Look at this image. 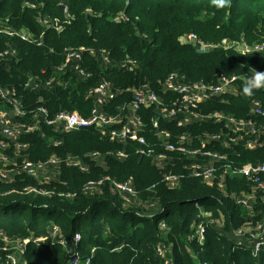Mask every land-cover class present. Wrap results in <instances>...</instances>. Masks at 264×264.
Segmentation results:
<instances>
[{
	"label": "trees",
	"instance_id": "16d2710c",
	"mask_svg": "<svg viewBox=\"0 0 264 264\" xmlns=\"http://www.w3.org/2000/svg\"><path fill=\"white\" fill-rule=\"evenodd\" d=\"M61 3L69 7L74 19L62 32L46 30L41 47L16 38H0V51L7 48V42L17 50L16 57L0 61V86L17 89L25 102L27 114L17 119L18 123L31 124L39 107L46 108L50 117L61 111H76L87 117L95 106L88 94L103 78L116 94L106 107L115 114L119 106L131 101L129 89L148 85L165 97L163 85L172 73L190 83L214 84L220 75L241 78L236 95L213 97L200 106L199 113L222 112L245 120L254 101L264 110V87L254 88L251 96L241 95L249 71H264L263 56L241 55L232 49L200 54L180 41L193 33L208 43L225 39H243L249 45L264 43V0H225L222 6L212 0H0V18L9 27L30 30L39 41L44 29L37 18H61ZM122 13L127 21L116 22ZM81 46L108 50L112 66L86 56L83 67L92 73L91 80L73 78L65 88L25 91L29 77H43V71L50 76L65 61L67 49ZM127 59L134 62L135 69L118 68L117 64ZM6 108L0 100V110ZM152 117L157 116L151 110L145 120V135L157 144V152H165L151 131ZM161 128L173 134L171 142L180 135H191L188 147L193 149H203L201 136L206 133L227 132L224 122L213 121L183 128L175 121L161 120ZM261 139L263 145L256 150L246 148L245 136L232 149L216 142L207 145L206 150L227 158L218 163L215 180L206 183L191 176L187 169L191 160L181 153H167L172 163L160 168L151 158L138 155L134 145L111 141L97 127L60 134L43 125L40 132L18 141L27 146L18 160L61 158L59 175L49 185L33 177L0 181V233L9 239L47 238L40 246L33 242L28 245L24 255L28 264H68L66 251L58 244L59 235L53 236L55 228L67 241L80 235L79 253L83 261L91 258V264H165L166 258L170 264H264V248L255 257L252 249L235 246L227 235L220 236L211 227L202 246L194 238L203 212L222 219L227 234L251 222L249 213L257 214L252 219L254 225L264 219L260 193L256 194L253 211L237 203V197L252 192L256 184L234 173L247 164L264 163V137ZM1 140L8 141L0 131ZM10 145L7 154L13 156L16 149L14 143ZM117 152H126L128 157L118 159ZM94 153L99 157L93 159ZM69 157L80 159L87 170L69 165ZM2 167L0 162V170ZM170 173L181 176L175 188L164 180ZM106 177L119 183L131 182L136 200L126 202L109 181L93 188V194L86 192L90 182L98 183ZM31 188L45 189L48 194L38 195L28 191ZM162 223L167 231L161 230ZM159 248L165 251V257ZM12 253L0 240V264H7L6 257Z\"/></svg>",
	"mask_w": 264,
	"mask_h": 264
},
{
	"label": "built area",
	"instance_id": "2783aa9c",
	"mask_svg": "<svg viewBox=\"0 0 264 264\" xmlns=\"http://www.w3.org/2000/svg\"><path fill=\"white\" fill-rule=\"evenodd\" d=\"M26 6H29L26 4ZM65 17L49 18L38 17L37 20L43 27V32L40 40L34 37L33 33L28 29L17 30L9 27L0 18V38L19 39L28 43H37L38 46L43 45V38L48 29H54L57 32H62L65 25H70L74 17L70 14L69 7L62 3L60 4ZM91 14V11H88ZM123 14V13H122ZM120 15V14H119ZM118 15V16H119ZM124 15V14H123ZM119 22L118 17L115 19ZM127 19L124 15V21ZM184 43L191 45L200 54L214 53L218 50H235L240 54H257L264 57V43L232 44L224 43H208L203 41L195 34L186 35L181 38ZM17 50L7 42V48L0 51V61L7 62L16 57ZM86 56L97 58L107 67L112 66L111 53L105 49H93L86 46L79 48H70L66 50L65 61L58 67H55L53 73L49 76L43 71L42 76H32L27 79L24 84L25 91L39 92L44 89L65 88L69 81L73 78L79 81H89L93 77L92 73L83 67ZM118 68L132 70L136 66L130 59L117 64ZM264 73L259 69H251L247 74L248 78L253 76L254 72ZM239 76L220 75L214 84L204 82L190 83L186 78L177 73H172L164 82L163 91L165 97H160L148 85H141L137 88L129 89L133 94L131 101L119 106L117 113L110 114L106 107L111 100L115 99V92L112 89L111 83L102 79L101 82L93 88L88 98L93 101L95 106L87 117H82L78 112L61 111L50 117L49 112L44 107H39L35 112V116L31 124L18 123L17 119L26 116L25 102L17 89L0 86V100L5 103L6 109L0 110V131L4 139L8 141H0V162L3 164L0 170V181L11 182L15 177H33L37 178L42 173H47L40 184L49 185L56 181L55 178L59 175L58 170L63 162L61 158L53 156L43 162H33L28 159H20V151L27 149L26 145L20 144L18 141L28 134H34L42 130L43 125H47L55 129L56 133H66L80 130L82 128L97 127L102 134L109 136L111 141L120 143H129L135 146L136 153L141 157L151 158L158 167L165 168L172 159L167 153L178 152L186 156L191 163L187 169L191 172V176L202 180L206 183H212L216 178L217 165L225 160V154L218 152H210L206 150V146L210 143L221 144L224 148L232 149L234 144L245 136L246 148L256 150L263 145L262 137H264V110L259 102L254 101L251 106L249 119L238 120L233 116H228L222 112H214L211 114H202L198 110L201 105L207 103L213 97L222 95H236L238 93ZM260 86L258 88H263ZM153 111L157 117L151 118L152 132L160 141V144L165 152H157L153 143L145 135L147 125L145 120L148 119L149 112ZM161 120L172 123L177 122L179 127H190L192 124L202 121H213L216 123L224 122L227 132L220 135L205 134L201 136L203 149L189 148L188 144L192 140L191 135H180L175 142H171L173 134L161 128ZM232 134V135H231ZM10 142L14 143L16 151L10 156L7 152L11 149ZM99 157L96 153L92 154V158ZM118 159H126L128 153L117 152ZM68 164L75 167H81L87 170L80 159L69 157ZM227 173L229 171L227 170ZM234 173H239L248 180L253 181L256 186L252 192H244L237 197V203L248 210H254V204L257 201V193L264 198V163L247 164L241 170H235ZM38 179V178H37ZM165 182L172 188L179 185L181 176L170 173L165 175ZM104 181L112 183L113 188L120 196L128 203L136 200L137 193L131 182L119 183L112 181L109 177L101 180L98 183L90 182L87 185L86 192L93 188L97 189ZM28 191H34L38 195H47L45 189L31 188ZM72 195H68L71 198ZM257 214H248L247 223L242 229L227 234L224 230L222 219L212 218L210 214L203 212V220L195 227L194 238L202 246L206 239L208 227H211L218 235H227L232 243L238 247L250 248L255 257L259 255L264 248V219L258 221L255 225L252 219ZM255 218V217H254ZM162 231H167L164 223L160 224ZM59 235L58 244L62 246L68 257V264H91V258L83 261L79 253L80 235H76L72 241H67L59 234L58 229H54L53 236ZM0 240L4 241L14 253L8 255L7 264H28L24 255L28 245L33 242L40 246L47 238H26V239H9L5 234L0 233ZM159 253L165 257L166 253L162 248L158 249ZM165 264H170V260L166 258ZM207 264V263H204Z\"/></svg>",
	"mask_w": 264,
	"mask_h": 264
},
{
	"label": "clouds",
	"instance_id": "9594fccd",
	"mask_svg": "<svg viewBox=\"0 0 264 264\" xmlns=\"http://www.w3.org/2000/svg\"><path fill=\"white\" fill-rule=\"evenodd\" d=\"M212 3L222 6L225 0H212ZM253 72V76L249 77L247 82L241 86V95L251 96L253 95L254 88L264 86V73Z\"/></svg>",
	"mask_w": 264,
	"mask_h": 264
},
{
	"label": "rangeland",
	"instance_id": "374dc122",
	"mask_svg": "<svg viewBox=\"0 0 264 264\" xmlns=\"http://www.w3.org/2000/svg\"><path fill=\"white\" fill-rule=\"evenodd\" d=\"M62 4V3H61ZM31 7H35V6H33V5H30ZM61 7V6H60ZM36 8V7H35ZM62 9V8H61ZM62 17L64 18L65 17V15H64V13H63V10H62ZM61 17V19H63ZM50 18V17H49ZM58 18H60V17H58ZM118 19H119V22H122V21H124V15L123 14H120L119 16H118ZM191 34H193V33H191ZM188 35H190V34H188ZM197 36V35H196ZM185 37V36H184ZM182 43H184L183 42V40L181 39L180 40ZM224 42H229V43H232V44H243V45H245V42L243 41V39H240V40H234V39H225V40H223V41H221V43H224ZM184 44H186V43H184ZM235 51V50H234ZM238 53V52H237ZM240 53H243V52H240ZM239 53V54H240ZM241 55H244V54H241ZM246 55H248V54H246ZM250 55V54H249ZM47 173H42L40 176H38L37 178L40 180V181H42V180H44L45 178H47V179H50V178H48V177H45V175H46ZM96 191H94V189L93 190H91L90 191V194H93V193H95ZM135 204H137V202H135ZM257 216V215H256ZM256 216H254V217H256ZM253 217V218H254Z\"/></svg>",
	"mask_w": 264,
	"mask_h": 264
},
{
	"label": "crops",
	"instance_id": "0c3cea01",
	"mask_svg": "<svg viewBox=\"0 0 264 264\" xmlns=\"http://www.w3.org/2000/svg\"><path fill=\"white\" fill-rule=\"evenodd\" d=\"M55 180H56V178H55Z\"/></svg>",
	"mask_w": 264,
	"mask_h": 264
}]
</instances>
